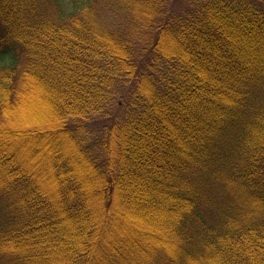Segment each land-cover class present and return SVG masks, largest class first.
<instances>
[{
	"label": "trees",
	"instance_id": "16d2710c",
	"mask_svg": "<svg viewBox=\"0 0 264 264\" xmlns=\"http://www.w3.org/2000/svg\"><path fill=\"white\" fill-rule=\"evenodd\" d=\"M0 118V264H264V0H0Z\"/></svg>",
	"mask_w": 264,
	"mask_h": 264
},
{
	"label": "rangeland",
	"instance_id": "374dc122",
	"mask_svg": "<svg viewBox=\"0 0 264 264\" xmlns=\"http://www.w3.org/2000/svg\"><path fill=\"white\" fill-rule=\"evenodd\" d=\"M103 20H105L106 23L113 24L117 22L118 16L116 14L112 13H104L102 16ZM22 61V60H21ZM20 61V62H21ZM44 98L45 96L43 94H37V97L34 96L29 99V103H26L21 109L18 107H13L12 109L9 110V113L11 114V120H9L7 123L8 125H13V126H19L20 122H24L25 124L29 122V126H34V125H41V124H48L51 122L52 119H54V115L48 112L50 108H46L44 104ZM30 105V106H29ZM26 119V122L23 120ZM34 122H37V124H34ZM41 123V124H40ZM3 126L1 118H0V127ZM42 142V141H41ZM40 148L42 147V143L39 142ZM39 151L33 149H30V151H26L23 154H21L20 159L22 162H25V164H31L33 165V169L36 172H43V169L47 167L49 158H44L40 161L35 162V160L38 158ZM36 163V164H34ZM1 164V162H0ZM35 166V167H34ZM43 176V175H42ZM45 179V176L43 177ZM122 212L125 214H131L130 215V220L131 221H138L142 225H146L148 221H144L140 215H136V213L129 212L128 209H124ZM123 220V219H122ZM120 226L118 228L124 229L127 232L131 231L133 229V226H130L127 224V221H119ZM150 225V224H148ZM151 226V225H150ZM156 236L158 237H163L162 233L160 232H155Z\"/></svg>",
	"mask_w": 264,
	"mask_h": 264
}]
</instances>
